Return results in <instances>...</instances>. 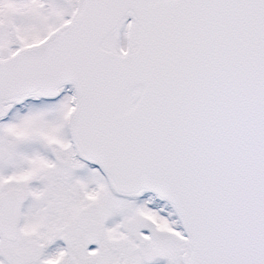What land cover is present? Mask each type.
I'll return each mask as SVG.
<instances>
[{"label":"snow or ice","instance_id":"6c2138e0","mask_svg":"<svg viewBox=\"0 0 264 264\" xmlns=\"http://www.w3.org/2000/svg\"><path fill=\"white\" fill-rule=\"evenodd\" d=\"M0 264H264V0H0Z\"/></svg>","mask_w":264,"mask_h":264}]
</instances>
